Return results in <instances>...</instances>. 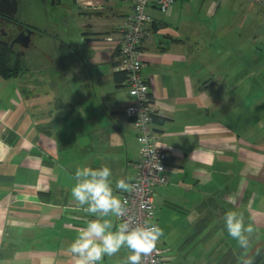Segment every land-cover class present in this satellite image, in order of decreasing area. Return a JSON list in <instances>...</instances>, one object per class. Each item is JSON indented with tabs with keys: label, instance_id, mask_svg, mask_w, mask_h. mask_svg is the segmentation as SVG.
Wrapping results in <instances>:
<instances>
[{
	"label": "crops",
	"instance_id": "crops-1",
	"mask_svg": "<svg viewBox=\"0 0 264 264\" xmlns=\"http://www.w3.org/2000/svg\"><path fill=\"white\" fill-rule=\"evenodd\" d=\"M87 1L73 0L75 31L35 26L26 73L0 75V264H75L67 249L96 218L71 196L77 167L108 166L119 196L115 182L135 175L132 98L114 77L132 3ZM147 13L139 55L169 155L155 188L158 244L169 264H238L223 219L232 210L254 225L248 255L264 264V0H176Z\"/></svg>",
	"mask_w": 264,
	"mask_h": 264
},
{
	"label": "clouds",
	"instance_id": "clouds-1",
	"mask_svg": "<svg viewBox=\"0 0 264 264\" xmlns=\"http://www.w3.org/2000/svg\"><path fill=\"white\" fill-rule=\"evenodd\" d=\"M111 175V169L106 165L96 169L82 166L75 171L76 182L71 188V196L79 208L96 217L78 230L67 249L75 264H99L105 256H114L121 248L129 251L123 264H141L142 257L156 249L163 235V229L156 223L144 222L133 226L130 220L122 219L127 212V201L114 194ZM131 179H118L115 189L131 191L134 188L129 182ZM111 217L122 222L115 223ZM223 219L228 235L243 249L238 264H254V257L248 255L250 239L256 232L254 225H245L243 214L232 210L227 211Z\"/></svg>",
	"mask_w": 264,
	"mask_h": 264
},
{
	"label": "built area",
	"instance_id": "built-area-1",
	"mask_svg": "<svg viewBox=\"0 0 264 264\" xmlns=\"http://www.w3.org/2000/svg\"><path fill=\"white\" fill-rule=\"evenodd\" d=\"M132 3V12L119 27V43L117 46L119 67L124 71V83L132 98L124 108V112L132 119L139 142L140 157L134 164L135 175L130 183L131 191L122 194L126 200V215L123 220L137 223H154L155 188L167 182L168 153L158 144V132L154 128L155 104L152 101L149 85L142 74L140 46L146 33V23L150 20L147 7L150 3L159 10L167 12L176 0H123ZM220 2L222 0H213ZM92 4L91 0L87 1ZM117 223L122 220H116ZM168 248L158 243L153 252L142 257L141 264H169Z\"/></svg>",
	"mask_w": 264,
	"mask_h": 264
},
{
	"label": "rangeland",
	"instance_id": "rangeland-1",
	"mask_svg": "<svg viewBox=\"0 0 264 264\" xmlns=\"http://www.w3.org/2000/svg\"><path fill=\"white\" fill-rule=\"evenodd\" d=\"M54 0H21V8L17 13L20 20L29 25L37 26L41 30H48L61 36L63 30L75 31L78 14V6L73 0H61V3ZM13 26L12 24H8ZM3 31L7 27L0 28ZM9 30V29H8ZM37 42L42 41L39 36L35 37ZM17 48V47H16ZM30 49L26 52L29 59ZM26 73V72H23ZM27 78H25L26 80Z\"/></svg>",
	"mask_w": 264,
	"mask_h": 264
},
{
	"label": "trees",
	"instance_id": "trees-1",
	"mask_svg": "<svg viewBox=\"0 0 264 264\" xmlns=\"http://www.w3.org/2000/svg\"><path fill=\"white\" fill-rule=\"evenodd\" d=\"M5 18H11L14 22L20 24L23 27H29L33 30H39L33 25L23 22L18 16H8L0 12V21ZM4 25L0 22V28ZM8 29H4L8 35L5 37L2 35L0 29V75L5 78H11L20 75L21 73L29 69V59L25 53L18 52L15 46H10L9 32H12L11 25H8ZM114 77L118 82L124 81L125 73L122 70L116 71Z\"/></svg>",
	"mask_w": 264,
	"mask_h": 264
},
{
	"label": "water",
	"instance_id": "water-1",
	"mask_svg": "<svg viewBox=\"0 0 264 264\" xmlns=\"http://www.w3.org/2000/svg\"><path fill=\"white\" fill-rule=\"evenodd\" d=\"M18 10V0H0V12L8 15V16H15ZM35 30L25 27L23 31H21L18 35H16L12 41L10 42V46H12L15 42H20L23 50L19 51L20 53L24 52V49L29 46L31 34L34 33ZM3 33H5L3 31ZM21 36H24L22 39Z\"/></svg>",
	"mask_w": 264,
	"mask_h": 264
},
{
	"label": "flooded vegetation",
	"instance_id": "flooded-vegetation-1",
	"mask_svg": "<svg viewBox=\"0 0 264 264\" xmlns=\"http://www.w3.org/2000/svg\"><path fill=\"white\" fill-rule=\"evenodd\" d=\"M0 22L4 25V27H8V24H12L13 25L12 28H11L12 32H9L10 42L12 41V39L16 35H18L21 31H23L25 29V27L20 26V24H18L17 22H14L11 18H5V19L1 20ZM2 35L6 37L8 35V33L7 32H5V33L2 32ZM21 37H22V39H24V36H21ZM12 46L17 47L16 50L18 52L23 50V47L21 46L20 42H15ZM29 48H30V43H29V46L24 49L23 53L26 54V52L29 50Z\"/></svg>",
	"mask_w": 264,
	"mask_h": 264
}]
</instances>
